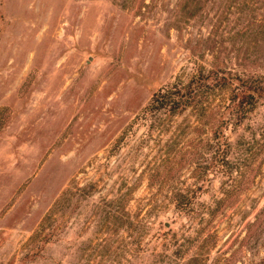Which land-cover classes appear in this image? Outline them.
Masks as SVG:
<instances>
[{
    "label": "rangeland",
    "instance_id": "1",
    "mask_svg": "<svg viewBox=\"0 0 264 264\" xmlns=\"http://www.w3.org/2000/svg\"><path fill=\"white\" fill-rule=\"evenodd\" d=\"M234 73L264 83V0H0V264H264V92L234 122Z\"/></svg>",
    "mask_w": 264,
    "mask_h": 264
},
{
    "label": "trees",
    "instance_id": "2",
    "mask_svg": "<svg viewBox=\"0 0 264 264\" xmlns=\"http://www.w3.org/2000/svg\"><path fill=\"white\" fill-rule=\"evenodd\" d=\"M208 76L205 78L203 74H197L190 78L187 82L181 85H173L170 89H163L161 87L154 90L147 103L144 106V110L151 111L154 109H167L171 111H181L186 107L196 104L199 96V92L202 86L207 80L221 83V76H218L213 70H209ZM232 81H235L234 88L229 96V103L225 106L227 108L230 119L234 122L241 121L246 114L254 108L258 98L264 92V83L260 79L259 74H238L232 75ZM229 118L222 116L220 123L212 130L211 138L217 144H224L226 142L224 138V125L222 122H227ZM225 120V121H224ZM215 151V156H216ZM226 151L222 152L225 155ZM264 263V254L262 256Z\"/></svg>",
    "mask_w": 264,
    "mask_h": 264
}]
</instances>
